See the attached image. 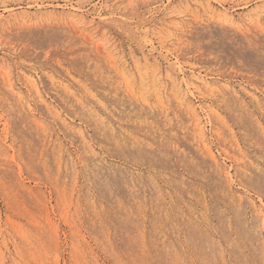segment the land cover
Masks as SVG:
<instances>
[{
	"label": "rangeland",
	"instance_id": "1",
	"mask_svg": "<svg viewBox=\"0 0 264 264\" xmlns=\"http://www.w3.org/2000/svg\"><path fill=\"white\" fill-rule=\"evenodd\" d=\"M0 264H264V0H0Z\"/></svg>",
	"mask_w": 264,
	"mask_h": 264
},
{
	"label": "bare ground",
	"instance_id": "2",
	"mask_svg": "<svg viewBox=\"0 0 264 264\" xmlns=\"http://www.w3.org/2000/svg\"><path fill=\"white\" fill-rule=\"evenodd\" d=\"M224 14H225V16H227L228 18L233 19V16H232V15H230V14H228V13H224Z\"/></svg>",
	"mask_w": 264,
	"mask_h": 264
}]
</instances>
